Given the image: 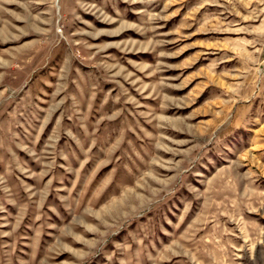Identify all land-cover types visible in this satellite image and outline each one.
<instances>
[{
	"label": "rangeland",
	"instance_id": "rangeland-1",
	"mask_svg": "<svg viewBox=\"0 0 264 264\" xmlns=\"http://www.w3.org/2000/svg\"><path fill=\"white\" fill-rule=\"evenodd\" d=\"M0 264H264V0H0Z\"/></svg>",
	"mask_w": 264,
	"mask_h": 264
}]
</instances>
